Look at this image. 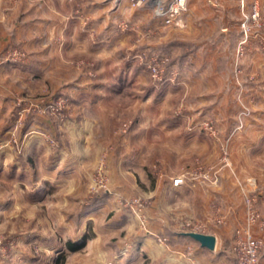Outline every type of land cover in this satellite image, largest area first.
Returning <instances> with one entry per match:
<instances>
[{"label": "rangeland", "instance_id": "1", "mask_svg": "<svg viewBox=\"0 0 264 264\" xmlns=\"http://www.w3.org/2000/svg\"><path fill=\"white\" fill-rule=\"evenodd\" d=\"M9 1L12 4L6 8L12 11L20 0ZM81 5L73 4L74 12L76 8L81 11ZM84 5L92 6L88 2ZM188 7L184 15H190L187 26L204 29L205 34L190 36L188 41L177 32L176 37L169 35L167 42L151 46L174 26H163L150 7L132 8L129 4L131 10L149 15L138 23L118 25L124 31L140 34L139 46L124 55H132L134 69L147 77L144 94H151L153 102H159L175 90L181 99L174 102L173 109H165L160 119L153 112L141 119L143 116L128 115L120 107L114 131L96 126L95 138L103 145L90 149L89 160L73 162L84 149L75 146L67 131L73 100L64 87L55 88L59 83L52 85L40 77L35 91L25 92L23 86L13 94L9 116L0 109V264H165L157 260V253L159 257L180 254L185 260L180 263L189 264L195 241L185 233L218 237L231 225L221 250H214L219 258L213 264H237L233 256L235 243L245 231L260 242V264L264 240L255 233L264 230L260 204L263 191L248 188L254 185L252 177L238 181L240 201L236 205L215 198L210 209L204 211L201 198L195 205H178L171 203L174 196L169 189L164 196L152 190V182L166 179L167 168L173 167L172 162L163 164L159 157L154 158V148L142 165L128 166L122 158L124 146L137 140L140 124H184L186 131L195 130L217 147L221 167L235 178L232 141L253 123L264 125V0H188ZM84 22L89 24L88 19ZM202 40L211 55L200 64L206 74L202 79L205 84L197 86L192 94L178 62L185 51L199 52ZM174 47L180 49V55L175 54ZM141 54L162 57V82L154 80L139 60ZM11 57L24 65L32 60L24 45L10 49L2 60L10 61ZM71 63L87 67L88 74L95 75L94 63L85 59ZM154 132L149 131L152 135ZM133 150L145 151L140 147ZM166 151L172 153L171 149ZM167 156L172 158L169 153ZM179 170L176 178L184 177L182 185L190 182L217 186L221 182L219 170L204 163L199 155L191 165L180 164ZM249 200L256 213L250 225ZM146 239L152 241L151 248L145 245ZM68 242L77 246L82 243V247L71 252Z\"/></svg>", "mask_w": 264, "mask_h": 264}, {"label": "crops", "instance_id": "2", "mask_svg": "<svg viewBox=\"0 0 264 264\" xmlns=\"http://www.w3.org/2000/svg\"><path fill=\"white\" fill-rule=\"evenodd\" d=\"M9 2V0H0V109H4L5 113L8 112L9 116L11 107L14 106L13 94L18 93L23 86L26 88L25 92L35 91L36 80L40 77L52 85L56 84L55 82L59 83L55 88L64 87L65 92L70 94L73 100L68 115L67 131L75 146L84 149L83 152L78 153V159H74L75 164L81 162L79 159L83 162L89 160L90 149L96 144V148L102 147L103 144L99 145L100 141L97 143L99 139L95 138V128L99 124L109 132L114 131L117 109L122 108L128 115L139 114V117L143 116L141 119H146L147 113L153 112L155 118L159 116L160 119L165 114V109H173L174 102L181 99L180 93L175 90L166 94L159 102H153L151 94H144L145 85L149 84L147 77L134 69L132 55H124L126 51L131 52L139 46L140 34L136 30H134L136 33L132 30L124 31L118 25L121 22L138 23L147 20L149 15L146 17L142 11L131 10L128 0H20L16 9L12 11L7 9L8 4H12ZM86 2L91 3L92 6L85 7ZM72 3L75 5L81 3V11L76 8L74 12ZM189 18L190 15L185 16L183 20L173 25V29L166 36L159 37L150 45L157 46L167 42V37L169 35L176 37L177 32L182 36V40L188 41L190 36L199 37L205 34L204 29L189 28L187 26ZM84 19L89 20L87 26ZM37 36L41 38L37 39ZM201 43L202 45H199L201 48L199 52L195 50L196 53L185 51L180 55V49L173 48L175 54L180 55V62L184 61L182 65L178 62L180 67L177 66L181 75L187 80L183 78L185 82L189 83L192 94L197 86L205 84L202 79L206 74L202 73L200 64L209 60L211 55V51L205 49L206 42L202 40ZM18 45L27 47V52L32 55L30 62L24 65L2 60L10 49ZM79 59L94 63L95 75L90 76L87 67L79 68L75 64L71 65V62ZM204 89L209 88L205 86ZM133 91L138 94H134ZM202 96L199 98L201 99ZM207 98L208 96L205 97ZM118 99L123 102L117 104ZM221 111L219 108V112ZM261 117L264 118V115ZM136 130L139 132L137 140L124 146L123 161L128 166L142 165L154 148L156 154L154 158L159 157L163 164L172 162L173 167L167 168L166 179L151 184L152 190L162 196L166 195L165 192L169 189L174 196L172 204L177 202L178 205L184 203L195 205V202H200L198 198H201L205 211L210 209L212 201L218 198L230 204L234 202L236 205V202L240 201L238 181L252 177L254 185L248 188L252 191H263L260 204L261 209H264V125L262 123H253L245 132L236 134L232 141L231 163L235 178L221 167L217 147L195 130L186 131L184 124L172 127L157 122L144 123ZM149 131L155 132L152 135ZM136 147L144 148L145 151L133 150ZM166 148L171 149L172 153L166 151L167 155L168 153L172 155L170 160L164 152ZM91 154L95 156L93 152ZM196 155L201 156L207 165L219 170L220 184L200 186L187 182L179 187L174 186L172 180L179 176L180 164L191 165ZM174 156H178L175 157L176 160ZM164 187H166L165 191H163ZM231 226L221 231L220 236H216V250H221V245L228 239L227 234L231 231ZM255 234L264 240V230ZM194 244V255L188 258L189 264H213L214 260L217 261L219 258L216 257L215 251L203 248L197 242ZM145 245L151 248L153 244L150 239H146ZM157 260L166 262L165 264L185 262L181 255L176 253L168 257L164 255L159 257L157 253ZM260 264H264V253Z\"/></svg>", "mask_w": 264, "mask_h": 264}, {"label": "built area", "instance_id": "3", "mask_svg": "<svg viewBox=\"0 0 264 264\" xmlns=\"http://www.w3.org/2000/svg\"><path fill=\"white\" fill-rule=\"evenodd\" d=\"M130 7L141 8L150 7L153 9L154 16L161 20L165 27H172L177 22L181 21L184 15L188 12V0H128ZM12 56V55H11ZM151 57V56H150ZM147 57L144 54L139 56V60L145 63L151 76L155 81L162 82V73L164 60L162 57ZM10 61L18 62L17 58L9 59ZM207 126H209L207 124ZM212 126H209L211 129ZM184 183V177H178L174 181V186H179ZM247 211L249 212L248 223L253 224L256 219L255 207L251 205L250 200ZM258 218V216H257ZM239 232L238 234H240ZM239 239L235 243L234 259L237 264H258L259 262V248L260 242L255 241L254 238L248 234V231L240 234Z\"/></svg>", "mask_w": 264, "mask_h": 264}, {"label": "water", "instance_id": "4", "mask_svg": "<svg viewBox=\"0 0 264 264\" xmlns=\"http://www.w3.org/2000/svg\"><path fill=\"white\" fill-rule=\"evenodd\" d=\"M184 236L191 238L193 241L199 243L201 247L210 251H214L216 249L217 238L214 235L189 232L185 233Z\"/></svg>", "mask_w": 264, "mask_h": 264}, {"label": "trees", "instance_id": "5", "mask_svg": "<svg viewBox=\"0 0 264 264\" xmlns=\"http://www.w3.org/2000/svg\"><path fill=\"white\" fill-rule=\"evenodd\" d=\"M99 202H101L100 199H99ZM99 202L96 201L95 204H97V203H99ZM67 247H68V249H69L71 252H75V251L79 250V249L82 247V243L79 244V245L77 246L76 244H74V243H72V242H68V243H67Z\"/></svg>", "mask_w": 264, "mask_h": 264}]
</instances>
